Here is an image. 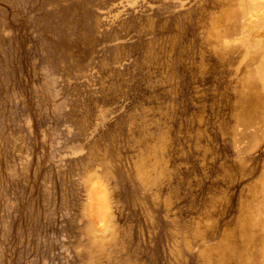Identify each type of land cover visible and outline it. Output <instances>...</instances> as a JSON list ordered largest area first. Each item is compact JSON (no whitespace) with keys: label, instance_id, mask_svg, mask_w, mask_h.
I'll list each match as a JSON object with an SVG mask.
<instances>
[{"label":"rangeland","instance_id":"rangeland-1","mask_svg":"<svg viewBox=\"0 0 264 264\" xmlns=\"http://www.w3.org/2000/svg\"><path fill=\"white\" fill-rule=\"evenodd\" d=\"M0 264H264V0H0Z\"/></svg>","mask_w":264,"mask_h":264}]
</instances>
